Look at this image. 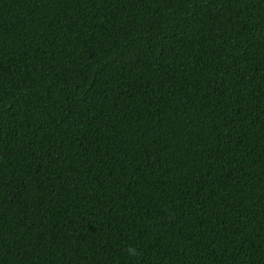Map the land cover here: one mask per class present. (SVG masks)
Masks as SVG:
<instances>
[{
    "label": "trees",
    "instance_id": "16d2710c",
    "mask_svg": "<svg viewBox=\"0 0 264 264\" xmlns=\"http://www.w3.org/2000/svg\"><path fill=\"white\" fill-rule=\"evenodd\" d=\"M0 264H264V0H0Z\"/></svg>",
    "mask_w": 264,
    "mask_h": 264
},
{
    "label": "clouds",
    "instance_id": "9594fccd",
    "mask_svg": "<svg viewBox=\"0 0 264 264\" xmlns=\"http://www.w3.org/2000/svg\"><path fill=\"white\" fill-rule=\"evenodd\" d=\"M126 251H127L129 256H138L139 255L138 250H136L132 247H129L128 249H126Z\"/></svg>",
    "mask_w": 264,
    "mask_h": 264
}]
</instances>
